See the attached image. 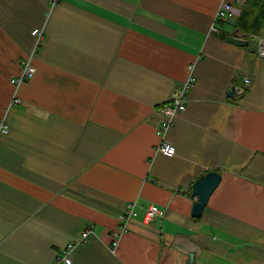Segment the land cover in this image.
Listing matches in <instances>:
<instances>
[{"label": "crops", "instance_id": "1", "mask_svg": "<svg viewBox=\"0 0 264 264\" xmlns=\"http://www.w3.org/2000/svg\"><path fill=\"white\" fill-rule=\"evenodd\" d=\"M222 1L0 0V264H53L87 228L72 264H264V0L235 27L215 22ZM237 27L246 46L226 41ZM37 28L36 73L17 90ZM192 65L170 157L160 107ZM210 171L222 180L194 218ZM131 201L165 217L142 212L113 252Z\"/></svg>", "mask_w": 264, "mask_h": 264}, {"label": "built area", "instance_id": "2", "mask_svg": "<svg viewBox=\"0 0 264 264\" xmlns=\"http://www.w3.org/2000/svg\"><path fill=\"white\" fill-rule=\"evenodd\" d=\"M59 1L60 0H50V3L52 7H54L59 3ZM246 2L247 0L222 1L215 18V22L228 21L231 19L239 18L242 15L243 6ZM212 28L215 31L218 30L216 26H213ZM44 33V28H37L31 33L32 37L34 36L36 39L33 51L31 55L23 59L20 74L12 79V84L16 87L17 90L21 85L29 82L35 76L36 68L34 65V58L39 52L40 45L42 44V41L44 39ZM257 38L259 46L258 54L260 57L264 58V38L260 36H258ZM192 69L193 65L189 67V70L191 72L189 77L185 81H183L180 86L174 89L169 102L160 107V112L163 115V121L157 132L161 138V143L158 146V151L170 157L176 154V149L174 145L168 140L167 135L171 128L174 126L175 120L186 111L189 92L196 82V78L193 75ZM245 83L249 84L250 79L246 78ZM20 103L21 100L17 95L14 104L18 105ZM8 129L9 127L5 123V120L0 122V131L7 132ZM142 212H144L142 220L145 224L148 225L154 222V220L157 218L165 217V211L153 204L140 206L137 201H131L127 203V212L120 216V223L113 234V241L111 244V249L113 252H115L117 247L119 246L121 236L124 233L128 232L130 223L135 219L141 218ZM90 235H95V230L92 228L85 229L80 234L78 239L70 242L66 247L58 252L53 261V264H72L74 251L79 246L84 245Z\"/></svg>", "mask_w": 264, "mask_h": 264}, {"label": "water", "instance_id": "3", "mask_svg": "<svg viewBox=\"0 0 264 264\" xmlns=\"http://www.w3.org/2000/svg\"><path fill=\"white\" fill-rule=\"evenodd\" d=\"M229 24L235 27L237 24L236 19L229 20ZM244 37H246L245 32H243V30L240 28H236L233 35L227 37L226 41L239 46H246L248 42L247 40H244ZM240 91H243V89L232 86L228 91V95L229 97L234 98ZM221 180L222 174L220 172L210 171L194 182V184L192 185L191 195V198L195 200L192 208V217H202L205 207L208 205L210 197L219 186ZM188 264H195L194 254L189 255Z\"/></svg>", "mask_w": 264, "mask_h": 264}, {"label": "trees", "instance_id": "4", "mask_svg": "<svg viewBox=\"0 0 264 264\" xmlns=\"http://www.w3.org/2000/svg\"><path fill=\"white\" fill-rule=\"evenodd\" d=\"M244 17V10H243V12H242V15L239 17V18H237L236 19V21H237V25L238 26H241L242 25V18ZM237 28H240V27H237ZM246 28V27H245ZM240 29H242V28H240ZM243 30V29H242ZM243 32H244V30H243Z\"/></svg>", "mask_w": 264, "mask_h": 264}, {"label": "bare ground", "instance_id": "5", "mask_svg": "<svg viewBox=\"0 0 264 264\" xmlns=\"http://www.w3.org/2000/svg\"><path fill=\"white\" fill-rule=\"evenodd\" d=\"M16 97H17V94L15 95V99H16ZM15 99H14V103H15ZM0 122H2V121H0ZM8 127H9V126H8ZM174 147H175V146H174ZM175 149H176V148H175ZM126 212H127V208H126V210H125L124 213H126ZM124 213H123V214H124ZM123 214H122V215H123ZM120 216H121V215H120ZM72 259H73V257H72ZM72 262H73V261H72Z\"/></svg>", "mask_w": 264, "mask_h": 264}, {"label": "rangeland", "instance_id": "6", "mask_svg": "<svg viewBox=\"0 0 264 264\" xmlns=\"http://www.w3.org/2000/svg\"><path fill=\"white\" fill-rule=\"evenodd\" d=\"M33 37H34V36H33ZM34 40H35V43H36V39H35V37H34ZM42 42H43V41H42ZM34 45H35V44H34ZM39 45H40V43H39ZM39 45H38V46H39ZM38 53H39V52H38ZM38 53H37V54H38ZM36 57H37V55L35 56L34 60L36 59Z\"/></svg>", "mask_w": 264, "mask_h": 264}]
</instances>
